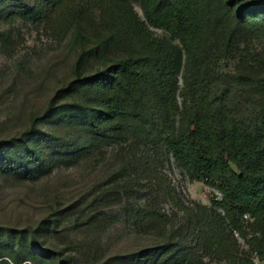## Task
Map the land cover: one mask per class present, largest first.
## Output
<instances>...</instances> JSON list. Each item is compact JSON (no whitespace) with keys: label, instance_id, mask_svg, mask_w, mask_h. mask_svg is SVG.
Wrapping results in <instances>:
<instances>
[{"label":"trees","instance_id":"1","mask_svg":"<svg viewBox=\"0 0 264 264\" xmlns=\"http://www.w3.org/2000/svg\"><path fill=\"white\" fill-rule=\"evenodd\" d=\"M95 1L97 22L103 26L94 32L91 45L79 53L76 63L80 71L94 59L98 68L61 87L46 112L34 117L23 138L0 145V151L15 147L19 156L17 163L6 161V165L24 175L36 173L40 164L34 163L43 143L55 146V155H72L71 148L64 146L65 137L51 126L53 121L85 128L89 146L120 141L131 133L124 167L144 168L161 184L158 164L167 148L192 178L220 189L223 220L244 231L243 215L249 212L254 217L260 234L252 235L249 243L264 260V47L252 46L254 37L264 35V0ZM134 1L140 3L147 22L167 29L182 45L155 36L139 18ZM81 3L0 0V10L44 21L61 31L66 10ZM81 14L78 9L79 30ZM123 45L126 52L119 50ZM225 57H238L236 70L220 69ZM184 60V84L178 93ZM156 194L165 192L158 188ZM157 206L139 210L141 225L161 227L164 219ZM203 214L207 215L205 210ZM163 233V243L135 259L143 264H198L197 246L189 244L187 236ZM215 233L208 237L217 239L221 233ZM237 262L255 264L244 257Z\"/></svg>","mask_w":264,"mask_h":264},{"label":"rangeland","instance_id":"2","mask_svg":"<svg viewBox=\"0 0 264 264\" xmlns=\"http://www.w3.org/2000/svg\"><path fill=\"white\" fill-rule=\"evenodd\" d=\"M28 1L42 4V0ZM133 6L155 36L182 45L167 29L147 22L139 2ZM98 8L95 0H82L66 10L61 31L44 21L0 10L1 147L23 138L61 87L98 68L94 59L80 71L76 63L79 53L91 45L94 32L102 29ZM78 9L82 10L80 30ZM252 46L262 49L264 35L254 37ZM119 50L127 49L123 45ZM238 65V57H225L219 63L220 69L231 71ZM184 66L185 60L178 74V93L184 84ZM70 125L51 123L65 137L64 146L71 148L72 155L60 157L54 154L55 146L41 144L34 163L40 166L32 175L6 165V161L18 162L15 147L0 151V264H143L135 256L163 243V232L172 231L197 246L198 264H238L242 257L264 264L249 243L252 235L260 234L254 217L249 212L243 215L244 231L223 220L220 189L192 178L167 148L158 164L160 184L144 168L124 167L131 133L120 141L89 146L85 128ZM83 146L88 148L80 151ZM158 188L165 194L157 195ZM152 204L163 214L160 228L139 223V210ZM212 231L221 234L210 239Z\"/></svg>","mask_w":264,"mask_h":264}]
</instances>
